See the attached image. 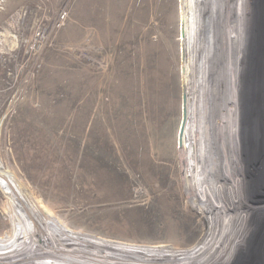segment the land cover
<instances>
[{"label":"rangeland","instance_id":"374dc122","mask_svg":"<svg viewBox=\"0 0 264 264\" xmlns=\"http://www.w3.org/2000/svg\"><path fill=\"white\" fill-rule=\"evenodd\" d=\"M196 4L0 0V172L14 190L6 194L0 179V242L16 219L7 195L33 198L54 223L103 244L155 250L197 240L207 216L190 203L177 144L191 89L182 76L181 8L192 17ZM210 5L213 39L198 40L213 46L201 117L210 118L216 153L224 155L220 117L239 70L246 170L239 212L248 218L232 264H264L254 260L264 255V159L257 165L258 139L250 136L252 124L262 128L254 114L264 107V0ZM236 19L246 21L244 30Z\"/></svg>","mask_w":264,"mask_h":264},{"label":"bare ground","instance_id":"6f19581e","mask_svg":"<svg viewBox=\"0 0 264 264\" xmlns=\"http://www.w3.org/2000/svg\"><path fill=\"white\" fill-rule=\"evenodd\" d=\"M195 1L197 4L192 17L186 14L184 7L181 8L179 44L181 51L183 50L184 54L187 53L182 76L183 79L190 76L188 78L191 89L188 98L185 94L182 98L177 144L180 146L179 152L182 153L180 155L184 163L185 187L190 203L199 214L207 216V223L200 236L192 244L178 249L146 250L103 244L96 240L79 238L61 225L54 223L42 210H38L33 198L29 199L30 203H28L26 200L22 201L20 197L14 198L7 195L6 200L13 209L16 219H13L14 227L10 238L0 242V264H232L236 254L242 248L241 237L248 218V213L239 212L242 206L240 199L243 198L246 184L243 171V168L245 170L244 160H240L245 148L241 138L245 133L244 104L236 98L238 86L235 81L238 70L235 81L231 84L234 88L231 87L230 90L229 87L230 100L226 105V112L224 117H220L223 123L226 122L225 133L221 136L227 152L224 155L220 152L216 153L213 144L215 133L209 131L210 118L201 117L208 109V91L211 88L208 86L207 77L210 73L208 65H210V50L213 46L208 47L209 40H206L205 46L202 41H198L200 38L204 40L205 36L213 39L211 27L213 10H210V4L214 0ZM222 2L224 3L225 0ZM232 16L234 15L228 18L229 21H232ZM245 22L237 20V28L243 27L244 30ZM198 34L201 37L198 38ZM241 38L238 49L241 55L239 60L237 58L239 64L244 55V32ZM261 51L264 52L263 49ZM260 95L263 96L264 92ZM227 110L230 111L228 114ZM257 111L254 116L259 117L257 120H261L262 126H259L262 128H255L256 125L252 124L250 136H253L254 132V137L258 139V143L257 141L253 143V155L258 165L261 163L258 161L259 156L264 159V150L262 155L259 154L262 152L260 147L263 146L264 149V107L261 103ZM184 118L185 128L183 127L180 134V126ZM262 173L264 177V164ZM0 179H3L6 185V194L14 192L1 172ZM23 216L24 222L21 218ZM254 260L264 261V255H258ZM237 263L238 260L234 262V264Z\"/></svg>","mask_w":264,"mask_h":264},{"label":"water","instance_id":"95a60500","mask_svg":"<svg viewBox=\"0 0 264 264\" xmlns=\"http://www.w3.org/2000/svg\"><path fill=\"white\" fill-rule=\"evenodd\" d=\"M183 114H184V116H185V111L183 112ZM184 123H185V118H184V119L182 120V122H181V126H180V134H181V132H182V130H183Z\"/></svg>","mask_w":264,"mask_h":264},{"label":"built area","instance_id":"2783aa9c","mask_svg":"<svg viewBox=\"0 0 264 264\" xmlns=\"http://www.w3.org/2000/svg\"><path fill=\"white\" fill-rule=\"evenodd\" d=\"M60 18H63V14L60 16Z\"/></svg>","mask_w":264,"mask_h":264}]
</instances>
